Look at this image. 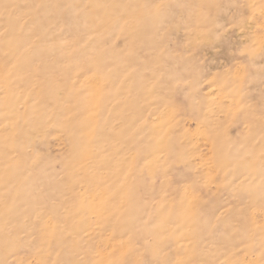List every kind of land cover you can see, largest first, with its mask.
<instances>
[{"label": "rangeland", "instance_id": "1", "mask_svg": "<svg viewBox=\"0 0 264 264\" xmlns=\"http://www.w3.org/2000/svg\"><path fill=\"white\" fill-rule=\"evenodd\" d=\"M0 264H264V0H0Z\"/></svg>", "mask_w": 264, "mask_h": 264}]
</instances>
